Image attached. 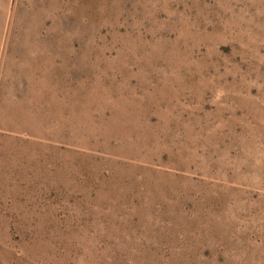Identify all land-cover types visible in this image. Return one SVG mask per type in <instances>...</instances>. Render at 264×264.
Listing matches in <instances>:
<instances>
[{
	"label": "rangeland",
	"instance_id": "obj_1",
	"mask_svg": "<svg viewBox=\"0 0 264 264\" xmlns=\"http://www.w3.org/2000/svg\"><path fill=\"white\" fill-rule=\"evenodd\" d=\"M0 264H264V0H0Z\"/></svg>",
	"mask_w": 264,
	"mask_h": 264
}]
</instances>
